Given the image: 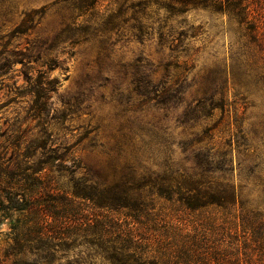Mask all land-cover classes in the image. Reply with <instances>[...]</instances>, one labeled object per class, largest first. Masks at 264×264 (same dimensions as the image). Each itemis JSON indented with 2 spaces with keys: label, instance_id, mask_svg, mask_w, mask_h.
Instances as JSON below:
<instances>
[{
  "label": "trees",
  "instance_id": "16d2710c",
  "mask_svg": "<svg viewBox=\"0 0 264 264\" xmlns=\"http://www.w3.org/2000/svg\"><path fill=\"white\" fill-rule=\"evenodd\" d=\"M61 1L71 9V16L50 44L37 43L33 61L41 58L43 47L53 50L65 41L73 45L91 38L109 39L113 31L118 35L128 10L136 21L133 36L141 40L152 28H144L140 21L161 11L157 43L168 50V59L157 65L134 63L130 84L141 99L137 103L153 102L161 108L183 105L180 123L190 128L216 111L221 117L191 133V139L182 143V152L189 154L179 165H167L162 175L140 179L127 164L116 182L105 185L81 172V163L69 156L70 148L54 143L46 130L53 80L41 74L35 80L27 76L33 95L29 114L39 130L23 142L20 136L8 140V152L0 156V204L5 198V209L34 214L36 238L32 246L26 244L33 240H24L12 264H51L59 244L75 242L76 229L85 242L99 245V255L108 264H264V179L260 177L264 112L258 127L244 126L246 110L253 107L249 99L264 101V0H112L114 7L102 21L107 22L105 27L89 18L98 14L101 0ZM46 8L24 11L14 32L33 30ZM196 10L225 16L233 27L237 47L230 59L231 78L217 73L200 82L195 77L200 48L194 42L202 26L188 24L184 16ZM109 18L120 20L111 23ZM176 20L177 26H172ZM159 67L163 75L156 81L153 75ZM194 88L195 95L188 99ZM225 115L232 125L229 137L214 140L213 132ZM243 168L247 177L252 174L253 184L237 183ZM63 178H67L64 183ZM76 202L88 205L80 217L65 210L55 212ZM114 213L123 217L115 218ZM30 232L29 227L26 233ZM29 257H34L33 263L26 262Z\"/></svg>",
  "mask_w": 264,
  "mask_h": 264
},
{
  "label": "rangeland",
  "instance_id": "374dc122",
  "mask_svg": "<svg viewBox=\"0 0 264 264\" xmlns=\"http://www.w3.org/2000/svg\"><path fill=\"white\" fill-rule=\"evenodd\" d=\"M111 2L101 0L98 14L94 12L89 16L91 22L105 27L107 22L102 21L114 7ZM43 5L47 8L33 30L24 34L14 32L24 11ZM71 13L66 2L61 0H0V156L8 152V140L20 136L23 142L37 135L38 122L29 114L33 95L27 76L35 80L41 74L45 79L53 80V91L48 94L46 130L54 143L70 148L69 156L81 163V172H88L98 182L109 185L126 172L122 168L127 164L134 168L135 176L142 179L143 176L162 175L167 165L182 163L185 154H189L188 151L182 152V143L189 141L190 134L199 131L200 126L217 123L221 114L216 111L211 118L190 128L180 123L185 110L183 105L161 108L154 106L153 102L137 103L141 99L133 93L130 84L134 63L157 65L168 59V50L160 48L156 34L163 12L154 11L152 18L144 16L140 21L144 28H152L148 31L150 34L141 40L133 36L136 21L132 18V10H128L118 35L113 31L109 39L91 38L73 45L65 41L53 50L43 47L41 58L33 61L37 43L50 44L66 25ZM184 17L188 24L202 26V33L194 42L195 47L200 48L198 66L194 71L199 69L195 74L198 81L204 82L208 76L217 73H225L231 78L230 59L237 46L233 27L227 23V18L206 10L192 11ZM109 19L111 23H114L113 19L120 20ZM171 25L176 27L177 20ZM49 59L57 61L54 63ZM162 75L163 70L159 67L153 79L158 81ZM194 90L188 93V99L195 95ZM249 100L253 107L250 105L246 110L244 122L248 130L259 126L264 112L261 98L254 96ZM231 130L230 119L225 115L213 132L216 135L214 140L224 141ZM261 154L264 158V147ZM247 171L243 168L239 172L237 183L253 184L252 174L247 177ZM260 177L264 179V173ZM61 181L64 183L67 178ZM247 190L251 191V186ZM2 202L0 264H12L19 258L17 252L25 245V239L33 240L26 245L34 243L36 236L32 232V222L35 217L27 211L7 210L4 206L8 202L5 198ZM86 206L76 202L55 212L65 210V214L80 217ZM112 216L123 217L115 213ZM122 221L124 224L125 220ZM29 227L31 232L26 233ZM25 233L27 237H24ZM74 233L77 235L75 242L57 243L59 251L51 264H108L99 255V245L85 242L78 229ZM142 236L148 237L144 233ZM17 238L19 244H16ZM26 260L33 263L34 257Z\"/></svg>",
  "mask_w": 264,
  "mask_h": 264
}]
</instances>
